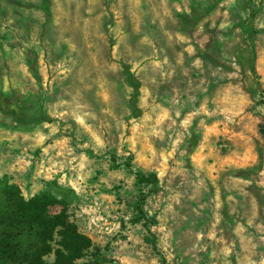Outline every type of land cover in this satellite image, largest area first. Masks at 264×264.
<instances>
[{
  "label": "rangeland",
  "instance_id": "1",
  "mask_svg": "<svg viewBox=\"0 0 264 264\" xmlns=\"http://www.w3.org/2000/svg\"><path fill=\"white\" fill-rule=\"evenodd\" d=\"M0 95L48 120L0 111V243L34 202L76 264H195L200 212L202 264H264V0H0Z\"/></svg>",
  "mask_w": 264,
  "mask_h": 264
},
{
  "label": "trees",
  "instance_id": "2",
  "mask_svg": "<svg viewBox=\"0 0 264 264\" xmlns=\"http://www.w3.org/2000/svg\"><path fill=\"white\" fill-rule=\"evenodd\" d=\"M125 73L133 89V100H135L139 94L140 85L130 72L125 70ZM0 111L11 115L16 122L24 125H29L36 121H48L32 116L29 111L24 112L12 98H6L2 95H0ZM136 179L142 184L156 185L157 183V177L154 174H150L147 177L136 176ZM37 208L38 205L34 204V202L29 203L28 211H31L32 214L24 217L29 227L39 229L37 237L42 244V250L30 253L29 250L33 249V247L27 245L24 249L18 241L20 235L15 238L6 237L0 243V260L16 264H76L82 261L86 253L91 249L90 241L77 232L74 225L68 222L66 216L58 215L52 219L46 216L42 217L36 214ZM55 234L60 238V242L56 244L57 249L54 251L48 243L53 242ZM52 252L54 253V262L48 263L44 259L49 257ZM103 262L104 260L101 258H94V260L85 264H103Z\"/></svg>",
  "mask_w": 264,
  "mask_h": 264
},
{
  "label": "bare ground",
  "instance_id": "3",
  "mask_svg": "<svg viewBox=\"0 0 264 264\" xmlns=\"http://www.w3.org/2000/svg\"><path fill=\"white\" fill-rule=\"evenodd\" d=\"M209 205L207 207H205V211H207L209 209ZM200 209L197 208V211H199ZM200 212H196L195 214V222H194V229H195V233H196V247H195V253L197 256V260L195 264H202V262L208 263L209 262V258L211 255V247L209 246L205 248V251H203V246H205L206 244V235H205V231H206V226L208 223V218H206V216H202L199 214ZM236 235H238V230L236 229L235 231ZM205 237H204V236ZM232 235H230L231 237ZM206 238V239H205ZM234 250H239V243L236 242L235 243V247ZM236 264H241V262L236 260Z\"/></svg>",
  "mask_w": 264,
  "mask_h": 264
}]
</instances>
